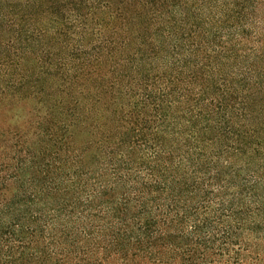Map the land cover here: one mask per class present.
Instances as JSON below:
<instances>
[{
  "label": "trees",
  "instance_id": "1",
  "mask_svg": "<svg viewBox=\"0 0 264 264\" xmlns=\"http://www.w3.org/2000/svg\"><path fill=\"white\" fill-rule=\"evenodd\" d=\"M0 264H264V0H0Z\"/></svg>",
  "mask_w": 264,
  "mask_h": 264
}]
</instances>
